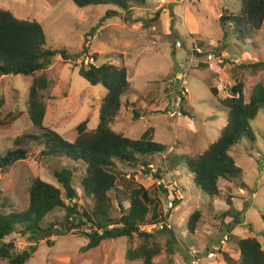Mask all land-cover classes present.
<instances>
[{"label":"rangeland","instance_id":"rangeland-1","mask_svg":"<svg viewBox=\"0 0 264 264\" xmlns=\"http://www.w3.org/2000/svg\"><path fill=\"white\" fill-rule=\"evenodd\" d=\"M127 3L126 11L112 15V11H118L103 6L80 9L71 0H0V10L42 25L47 48L64 50L76 59L73 62L56 57L46 72L49 86L41 93L47 108L45 126L73 142L80 123L88 120L90 130L98 125L105 90L89 85L78 75L84 59L79 55L84 47L88 51L85 56L96 55L98 64L125 63L132 84L121 98V114L113 124L114 130L135 140L152 128L154 142L166 147L164 154L155 155L150 162V170L140 164L135 168L118 165L122 176L117 189L122 191L127 187L125 183L135 181L148 190L159 201L156 227L165 222L176 234L173 255L164 251L165 236L158 238L162 251L152 264H192L191 251L196 252L198 264H226L225 255L238 260L237 242L246 238H255L264 251V108L250 122L252 139L244 138L232 148L230 156L241 175L231 182L220 181L219 196L210 197L199 190L182 166L184 157L201 155L217 140L226 125L219 101L229 95L231 87L243 83L248 101L257 84L264 86V70L251 73L238 68L264 63V17L258 30L251 31L246 42H239L232 35L223 40V32L217 25L225 11L229 17L240 15L239 0H128ZM235 31L238 36V28ZM178 77H182L185 85ZM30 84V77L0 78L4 111L21 115L15 124L0 126V154L13 148L12 140L30 127L27 116ZM211 88L217 90V95H212ZM135 97L141 98L140 101L132 109L125 108V100ZM133 111L143 119L135 117ZM41 151L42 146H32L27 160L0 174V207L4 210L22 213L27 209L28 189L35 178L60 187L50 173L55 163L40 159ZM173 160L177 164L171 170ZM58 166L71 169L66 162ZM77 170L74 187L79 189L82 168L79 166ZM156 174L160 180L154 179ZM158 186L167 193L156 191ZM171 192L176 193L178 200ZM108 196L114 205L111 217L118 219L121 216L118 201L124 212L129 202L114 191ZM82 200L80 207L90 211L91 202ZM9 205L13 207L9 209ZM228 210L231 215L226 216ZM194 211L199 212L200 218L195 232L190 234L186 225ZM63 216L61 210L46 216L42 227L55 225L46 239L35 244L36 251L27 264H143L141 259L127 258L128 251L141 245L136 237L106 239L97 248L83 252L87 244L83 233L89 232V225L76 220L61 227L58 223ZM154 228L144 229L152 232ZM12 237L19 253L34 246L18 232ZM0 264L7 262L0 260Z\"/></svg>","mask_w":264,"mask_h":264},{"label":"trees","instance_id":"trees-1","mask_svg":"<svg viewBox=\"0 0 264 264\" xmlns=\"http://www.w3.org/2000/svg\"><path fill=\"white\" fill-rule=\"evenodd\" d=\"M71 1L80 9L111 7L118 11H112L110 13L112 15L129 8L128 0ZM239 1L241 8L238 17H229L225 11L217 20L223 32V40L226 36L232 35L239 39V42H246L248 40L246 36L251 31L258 30L263 21L264 0ZM237 28L238 36L235 31ZM228 29L230 31L227 33L225 30ZM228 52L233 56L230 51ZM87 54L88 51L84 47L79 57L91 58L94 63L85 65L83 59L78 75L91 86H101L105 90V96L101 102L96 129L90 130L89 121L86 120L75 128L76 138L69 142L44 125L46 106L41 93L49 86L46 72L53 66L56 57L73 62L76 59L67 55L64 50L47 48L46 35L40 23L18 19L10 11L0 10V77L31 78L27 93V113L32 124L28 130L14 139L13 148L0 154V174L7 173L16 163L27 160L32 146H42L43 151L39 157L45 162L55 163V168L50 169V173L60 186L57 188L35 178L28 189V207L24 212L6 211L5 205V210L0 207V260L7 264H27L36 251L35 244L46 239L55 225L51 223L45 229L42 227L46 216L56 210L64 212L62 222L58 223L61 227L76 220L85 226L89 225V232L83 233L87 240L83 252L97 248L106 239L130 240L136 237L141 245L135 251H128L127 258L132 261L141 259L143 264H152L153 259L162 251L157 242L158 238L165 236V253L169 255L175 253L177 239L174 230L168 228L165 222L160 228L156 227L159 226L157 214L159 201L156 197L152 198L150 192L135 181L125 183L127 187L122 191L117 189L122 176L119 164L130 168L140 164L150 170V162L155 159V155L164 154L166 147L154 142L152 128H148L135 140L113 129V124L120 115L121 98L130 88L128 70L124 65L98 64L96 55L85 56ZM238 68L256 73L264 70V63L244 64ZM210 91L213 96L217 95L215 88H211ZM219 106L224 112L226 125L220 131L217 140L201 155L184 157L182 163L183 170L191 175L193 184L210 197L220 195V181L231 182L241 175V170L236 166L230 152L242 139H252L250 122L257 117L260 109L264 108V86L257 84L246 101L244 84L237 83L231 87L229 95L219 101ZM133 115L139 117L135 111ZM15 119L11 113L5 114L4 100L0 99V126L7 125ZM56 160L58 162H55ZM63 162L71 164V169L58 166ZM175 164L177 163L173 160L169 168L174 170ZM79 166L82 168V177L79 189H76L74 178ZM154 179L160 180V176L156 174ZM155 190L167 193L161 186ZM113 191L125 196L129 202V208L124 212L121 201H118V208L121 210L118 219L111 217L114 205L108 194ZM171 195L176 198L175 192H171ZM82 198L91 202L90 211L80 207ZM12 207L9 205L8 208ZM229 210L226 216L231 215ZM199 218L198 211L189 216L186 228L190 234L195 232ZM239 223L236 219V224ZM146 226H154L153 233L145 231ZM17 232L34 243L29 251L21 253L16 251L12 236ZM237 248L238 260L235 261L225 255L226 264H264V251L255 238L239 240Z\"/></svg>","mask_w":264,"mask_h":264},{"label":"crops","instance_id":"crops-1","mask_svg":"<svg viewBox=\"0 0 264 264\" xmlns=\"http://www.w3.org/2000/svg\"><path fill=\"white\" fill-rule=\"evenodd\" d=\"M188 1L190 2V0H188ZM222 6H223V5H222ZM216 19H217V17H216ZM190 20H191V19H190ZM191 22L194 23L193 21H191ZM139 23H140V22H139ZM136 25H137V28H141V27H139V26H140L139 24H136ZM153 25H154V22L152 23V26H153ZM217 25H218V24H217ZM150 29L153 30V27L150 28ZM147 30H149V29H147ZM219 32H220V30H219ZM123 65L125 66L126 64L123 63ZM125 67H126V66H125ZM126 68H127V67H126ZM0 78H3V77H0ZM129 80H130V79H129ZM129 82H130V88H131V84H132V82H131V81H129ZM130 88H129V89H130ZM140 99H141V98H139V97H138V98L135 97V98H132V99H126V100H125V108H126V106H127V107H130V108L132 109V107L135 105V103H137L138 101H140ZM142 104L145 105V103H143V102H142ZM121 108H122V107H121ZM126 111H127V110H126ZM4 112H5V114H9V113H11L12 116H14L16 119H15V121H13V122L11 121L9 124L4 125V126H2V127H5V126L7 127V126H9V125L15 124V122H17V121L20 119V117H21L20 113H17V112H14V113H13V112L6 113V111H4ZM46 112H47V108H46ZM120 112H121V111H120ZM120 114H121V113H120ZM27 116H28V113H27ZM45 116H46V114H45ZM119 116H120V115H119ZM28 118H29V117H28ZM138 119L142 120L143 118H142V117H139ZM44 120H45V118H44ZM29 122H30V120H29ZM44 125H45V124H44ZM31 126H32V124H31V122H30V127H31ZM30 127H29V128H30ZM46 127H48V126H46ZM29 128H28V129H29ZM49 128H50V127H49ZM113 129H114V127H113ZM147 129H148V128H147ZM147 129H146V130H147ZM25 131H26V130H25ZM23 132H24V131H23ZM23 132H22V133H23ZM18 135H19V134H18ZM18 135H17V136H18ZM17 136H16V137H17ZM16 137H15V138H16ZM15 138H14V139H15ZM14 139L12 140V143H13Z\"/></svg>","mask_w":264,"mask_h":264},{"label":"built area","instance_id":"built-area-1","mask_svg":"<svg viewBox=\"0 0 264 264\" xmlns=\"http://www.w3.org/2000/svg\"><path fill=\"white\" fill-rule=\"evenodd\" d=\"M85 65H87V64H91V63H94V61H93V59H91V58H87V59H85L84 60V62H83ZM180 76H182V75H180ZM179 78V80L181 81V84H183V85H185L184 83H185V81H183V79H182V77H178ZM182 86V85H181ZM184 87V86H183ZM179 109V108H178ZM174 114H175V116H177L178 114H176L177 113V111H175V112H173ZM149 168H152V165H149ZM169 208H171V205L169 206ZM190 258H191V260H192V264H198L199 263V260L197 259V257H196V252L195 251H191L190 252Z\"/></svg>","mask_w":264,"mask_h":264}]
</instances>
